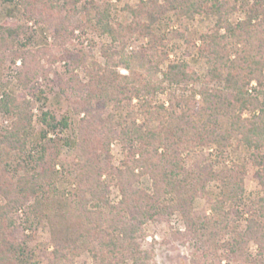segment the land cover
<instances>
[{"label": "trees", "instance_id": "trees-1", "mask_svg": "<svg viewBox=\"0 0 264 264\" xmlns=\"http://www.w3.org/2000/svg\"><path fill=\"white\" fill-rule=\"evenodd\" d=\"M168 1L167 7L142 0L136 7H127L135 23L123 27L112 24L109 0H21L26 17L51 24L53 35L62 42L73 37L79 26L71 21L81 14V27L106 35L120 49L114 55L105 52L107 67L92 65L83 88L77 82L69 87L75 94L86 91L75 109L85 114L77 132L63 139L48 135L71 130L68 116L57 119L40 110L39 128H32L34 101L41 99L30 85L35 74L27 69L25 56L34 51H24L22 44L21 52L11 54L13 61L16 57L23 61L17 79L31 99L0 91V115L12 118L8 127L0 126V264H38L33 260L35 248L17 236L20 228L35 229L44 220L55 242L50 264H72L80 252H87L92 264H157L153 251L142 248L143 226L175 213L185 224L182 235L207 243L208 248L228 238L233 253L252 241L258 252L251 264H264V195H246L243 184L251 163L264 190V0ZM169 12L178 19L214 18L210 29L196 35L198 45L185 41V48L195 47L204 62L203 73L186 61L169 59L170 41L158 27V21L170 20ZM238 13L242 17L233 21L231 17ZM27 31L25 25H1L0 50L19 43L20 37L30 41ZM134 35L146 36L148 45L126 52L124 47ZM171 35L184 38L177 30ZM69 56L73 68L84 65L82 56ZM113 57L118 65H113ZM119 66L130 75L120 74L115 69ZM136 72L143 77H133ZM6 84L0 80V85ZM179 90L190 95H179ZM62 92L66 96L65 89ZM159 94L166 96L167 105L157 99ZM94 105L98 111L92 116ZM138 116L143 123L136 122ZM93 117L97 124L92 123ZM153 122L156 125L151 127ZM98 126L104 134L91 147L87 130L96 132ZM114 140L125 155L119 166L113 165L109 154ZM64 147L76 151V162H58ZM233 147L247 158L228 165ZM198 148L214 151L213 158L186 167L182 155ZM7 155L12 156L11 162ZM102 155L105 165L99 160ZM12 166L21 172L16 181L8 177ZM64 172L74 175V191L59 187ZM142 176L151 181L149 191L128 186L130 179ZM211 183L217 192L209 189ZM113 184L120 193L116 204L109 200ZM198 197L210 203V215H193L192 204ZM23 207V220L17 225L11 215ZM242 211L247 217L240 231ZM62 232L70 243H59Z\"/></svg>", "mask_w": 264, "mask_h": 264}, {"label": "rangeland", "instance_id": "rangeland-1", "mask_svg": "<svg viewBox=\"0 0 264 264\" xmlns=\"http://www.w3.org/2000/svg\"><path fill=\"white\" fill-rule=\"evenodd\" d=\"M85 1V0H81ZM150 1L151 3L157 2L159 5L169 6L168 0H142ZM140 3V0H109L110 11L112 16V24H121L123 27H128L133 24V15L127 7H136ZM170 20L158 21V27H162L166 38L170 41L168 45L169 59L170 60H183L189 63L190 67L203 73L205 71L204 62L196 56V48L190 47L188 50L185 48V41H195L198 45L199 42L196 39V35L207 29H210L214 24V18L211 16H196L194 19L176 18L174 13H167ZM165 17V18H166ZM240 13L235 14L231 17L233 21L241 18ZM159 19V18H158ZM82 22V15L77 14L71 21L73 26L78 25L74 31L73 37L65 42L56 38L53 35V27L47 22H37L30 20L25 15V10L22 6L21 0L4 1L0 0V26L3 24L9 25H25L28 28V35H31L32 39L26 41V38L20 37V42L13 43L6 49L0 50V80L7 82L6 85H0V91L8 93L12 96L18 97L19 99L29 100L31 99L29 94L24 91V86L20 84L17 77L20 71H22L23 61L21 58H15L11 55L14 51H22V44H25L24 51H34L26 54L25 64L30 73L35 75L31 79V84L38 92V96L41 102L35 100V104L32 108V128L38 130L39 125L37 118L40 114V110L50 111L54 114L57 119L62 116L70 117L71 130H62L51 132L55 137L52 139H63L73 132H77V126L79 120L84 117L85 112L76 113L75 109H79V103L82 102L80 98L85 97L86 91H78L77 94L69 87H73L77 82L82 86L89 83V71L94 63L106 66L105 57L107 53L114 55L115 51L120 49V46H114L111 43L110 38L106 35H99L92 29L80 26ZM158 29V30H160ZM177 30L183 33L184 38H173L171 32ZM162 32V31H161ZM159 32L157 31V35ZM18 40V41H19ZM148 45V38L138 37L134 35L133 38L128 42L127 46L124 47L126 52L131 49H138L140 46L146 47ZM80 55L84 58V65L73 68L69 62V55ZM19 63V65L17 64ZM113 65H118V58L113 57ZM165 67V64L162 66ZM113 69V67H112ZM122 75H130L128 71L122 67L115 68ZM135 78L141 79L143 77L140 73L132 75ZM132 77V78H133ZM255 85V84H253ZM83 88V87H82ZM198 88V85L195 86ZM62 89H65L66 96L63 94ZM43 92V94H42ZM179 95L189 96L190 91H177ZM76 96V97H75ZM81 96V97H80ZM45 97V98H43ZM73 99L72 103L68 101ZM264 99V95L261 96ZM157 99L164 101L167 105V99L165 95L159 94ZM195 99L200 101V96H196ZM135 100L133 101V103ZM73 105V106H72ZM91 107V115L97 114V108ZM247 115V112L244 113ZM88 117V115H86ZM12 118L0 115V126L6 128L10 125ZM75 121V122H74ZM94 122V117L91 119ZM138 124L144 122L143 117L138 116ZM151 127L156 125L155 122L151 124ZM95 126V125H94ZM97 127L96 132H90L87 130V134H91L92 137L91 147H95L99 144L98 140L104 134L103 130ZM73 130V131H72ZM72 131V132H71ZM49 137V136H48ZM50 138V137H49ZM102 148V147H101ZM36 150V149H35ZM101 151V150H100ZM103 151V150H102ZM99 152V151H98ZM109 154L111 155V162L115 166H119L124 160V153L120 142L114 140L109 146ZM214 151L207 149H196L192 153L183 154L182 158L186 167L190 166L193 162L200 161L202 158L212 159ZM105 156L99 157V160L105 165ZM246 154L243 151L236 150L234 147L231 149V159L227 162L231 165L232 162H240L242 159H246ZM7 161H12V156H6ZM78 160L77 153L74 149L68 147L62 148L58 156L59 163L70 164ZM56 169L60 170V164L56 166ZM256 168L248 163L246 166V174L244 176V189L246 195L256 197L258 194L264 195V190L260 187L257 178L255 177ZM8 177L12 181H16L17 177L21 174L16 168L9 169ZM60 188H66L67 191H74L76 189V183L74 175H70L64 172L58 183ZM128 186L131 189H141L149 191L151 187V181L148 176L135 177L128 181ZM209 189L213 192H217L216 184L211 183ZM109 200L111 203L116 204L120 200L119 188L113 184L109 187ZM3 199L0 197V203ZM32 199L28 201L31 203ZM25 207L19 211L14 212L11 216L17 225L22 223L23 211ZM192 212L194 216L210 215V203L204 198H196L192 204ZM247 217L246 212L242 211V218L239 220V230L245 229V218ZM185 231V224L179 213L169 215L167 218H155L153 221H148L143 226L144 237L141 240L143 249L152 250L154 255V261L157 264H251L257 260V245L249 241L247 244H241L239 253L231 252L228 245V238H221L219 242L213 246H209L207 243H200L193 237L182 235ZM19 241L25 240L26 244L30 248H35V256L33 260L38 264H50L54 249V239L50 233L47 221L44 220L35 229H19L17 236ZM59 243H70V239L64 232L59 234ZM240 252L248 257L249 260L242 258ZM72 264H92L91 258L87 252H80L74 256ZM126 264H131L127 262Z\"/></svg>", "mask_w": 264, "mask_h": 264}, {"label": "built area", "instance_id": "built-area-1", "mask_svg": "<svg viewBox=\"0 0 264 264\" xmlns=\"http://www.w3.org/2000/svg\"><path fill=\"white\" fill-rule=\"evenodd\" d=\"M18 65H19V63H17ZM50 138H54L55 137V135L54 134H51V133H49V135H48Z\"/></svg>", "mask_w": 264, "mask_h": 264}]
</instances>
